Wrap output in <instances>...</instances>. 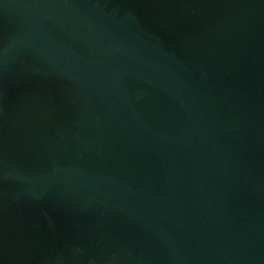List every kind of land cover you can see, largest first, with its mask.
<instances>
[{
	"label": "water",
	"instance_id": "water-1",
	"mask_svg": "<svg viewBox=\"0 0 264 264\" xmlns=\"http://www.w3.org/2000/svg\"><path fill=\"white\" fill-rule=\"evenodd\" d=\"M171 1L0 0V264H264V0Z\"/></svg>",
	"mask_w": 264,
	"mask_h": 264
},
{
	"label": "flooded vegetation",
	"instance_id": "flooded-vegetation-1",
	"mask_svg": "<svg viewBox=\"0 0 264 264\" xmlns=\"http://www.w3.org/2000/svg\"><path fill=\"white\" fill-rule=\"evenodd\" d=\"M25 120L26 124L29 125V123L26 120V116L21 118L20 122H23ZM20 129V126L16 125H9L8 126V132H12V129ZM23 131H25L23 129ZM22 162V160H20ZM22 163L29 165L30 162L23 161ZM9 181L6 186L7 189L4 191H1L0 196V256H7V257H19V259L22 260V263L30 257L29 253V246L27 245V240L30 237L31 229L33 232H36L34 229V226L30 225L28 221L30 222V216L27 214L28 210H31V206H29L30 200L26 198H18L16 197V194L19 195L21 191L16 190L14 187L11 188L9 186ZM12 183V182H11ZM5 195H8V197H4ZM27 200L26 205L28 207L22 204L21 207H13V203H16V201H20V203H23V201ZM8 204H7V203ZM6 203V204H5ZM46 210V209H45ZM40 215L41 219H43L42 225L45 229L47 227V220H46V212L42 211L41 209ZM45 217V219H44ZM53 223V222H52ZM32 227V228H31ZM45 231L41 233V238L43 240V234ZM51 235H53V231L51 232ZM74 255H77V253H72ZM22 263H15V264H22Z\"/></svg>",
	"mask_w": 264,
	"mask_h": 264
},
{
	"label": "trees",
	"instance_id": "trees-1",
	"mask_svg": "<svg viewBox=\"0 0 264 264\" xmlns=\"http://www.w3.org/2000/svg\"><path fill=\"white\" fill-rule=\"evenodd\" d=\"M171 3H172V1H171ZM173 3L175 4V8L173 9L174 11H177V10L180 11L185 6V4H184L185 3V0H181V1H177V2H176V0H173Z\"/></svg>",
	"mask_w": 264,
	"mask_h": 264
}]
</instances>
